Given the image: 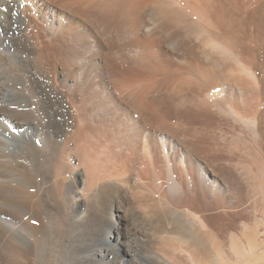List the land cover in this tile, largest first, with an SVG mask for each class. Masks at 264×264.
Returning <instances> with one entry per match:
<instances>
[{
  "label": "bare ground",
  "instance_id": "obj_1",
  "mask_svg": "<svg viewBox=\"0 0 264 264\" xmlns=\"http://www.w3.org/2000/svg\"><path fill=\"white\" fill-rule=\"evenodd\" d=\"M1 9L0 86L12 61L29 68L43 117L1 102L0 88V264H140L138 246L151 243L157 263L194 264L184 247L196 231L225 241L243 230L255 211L243 197L262 164L242 168L241 152L210 132L246 125L264 138L252 39L264 40V0H0ZM177 22L200 35L188 40ZM173 215L184 233L168 228ZM244 246L215 247L218 262L264 256Z\"/></svg>",
  "mask_w": 264,
  "mask_h": 264
},
{
  "label": "rangeland",
  "instance_id": "obj_2",
  "mask_svg": "<svg viewBox=\"0 0 264 264\" xmlns=\"http://www.w3.org/2000/svg\"><path fill=\"white\" fill-rule=\"evenodd\" d=\"M249 4L250 5L248 6V10H247L246 4L244 5V7H246L245 10L242 9L243 11L247 10L246 12L242 13V18H243L244 23H246L245 21H247V19H248L247 18L248 14L250 12L254 11L255 9H257L258 8L257 6L259 5L256 2H252ZM1 11L2 12L0 13V17L2 16V18H4L6 15V11H4V9L3 10L1 9ZM8 19H9V17H8ZM189 20H191V19H189ZM196 22H200V21L197 20ZM176 24H177L176 26L179 28V30L181 29L185 33L186 32L188 33V31H190L189 35H191V37H187L188 40H192V39H194L193 37L200 35L199 31L196 30L197 29L195 27L196 25L195 26L193 25L194 27L192 25L189 26L190 23H188V22L186 24L184 23L183 25H180V23L178 24V22ZM183 27L184 28L187 27V28H191V29L188 30L187 28L184 29ZM253 29H254V27H253ZM247 32H248V30H247ZM252 39L254 40V44H253L254 47L256 45L259 49L258 52L260 53V55L258 57L259 60L257 61V67L260 70V74L259 73L257 74L256 72H255V74L257 76H259V75L261 76V73H264V40H263V37L261 38L260 33H258L257 36L253 37ZM222 52H224V51L222 50ZM222 55H221L222 56L221 65L223 66V65L227 64L229 62V60H231V57L228 54L227 55L222 54ZM223 59H224V61H223ZM14 62L15 61H12L13 66L9 65L10 68H7L8 66L7 67L4 66V68L2 69V71H3L2 76L4 78H3V83L1 82L2 84H1L0 88L3 89L4 96H3L1 102H5L7 104L21 103L22 105L19 104L20 106L17 108V110L19 109L18 111H22L24 113L28 112L29 114L31 113L30 118H32V119L36 118L39 120L43 117V115L38 114V112H36V107H35L36 105L35 104L37 103L36 101H37V96H38L36 93H38V91L36 89L34 80H31L32 77L30 75L29 68H27V67L25 68L23 65H19L16 62H15L16 64L14 65ZM252 82H253V80H252ZM257 100H262V96L259 95L257 97ZM9 102H11V103H9ZM32 114H34V116ZM242 126H241V128H242L241 130H236V131L227 125L219 126L216 129L215 128L211 129L210 135L213 136V138H214L213 142L214 143L216 142L215 145L217 147L224 148V150L226 152H228L229 154L234 150H237L239 153L241 152L238 155H239L240 160L241 159L243 160V161L241 160L242 161V163H241L242 168H246L247 166H249L250 165L249 162H251V163L254 162L253 164L259 162L260 164H262V166L260 168H258V170L256 169L257 175L255 176L252 183L248 184L249 185L248 191L245 192V195L243 197L244 198L243 199V206L244 207H252L253 208L255 206L257 208L254 207V210H255L254 213H252V214L245 213L243 215V218H242L243 221L241 220V224L239 225V227H241V228L244 227L243 230L242 229L238 230L239 228H236L235 230H237V231L235 232L233 229H230V231L226 235V239H225L226 242L224 240H221L217 235H215V232L212 229H211L212 230L211 232H206L205 234L202 231H199V230L196 231V235L199 239L198 242L194 241V242L188 243L187 245H185V247L183 246L186 251H188V252L190 251V252L194 253V256H195L194 264H223V262H224V264H233L234 261L231 262L232 260H231V258L229 259V257L228 258L226 257L227 259L224 258L225 260L222 259L223 261L220 259L222 261V263H221V261H220V263L218 262L219 260H217L218 258L215 255V247H219V246L222 247L221 248L222 250L224 248V252L227 253V250H228V252H232L229 249L230 248L232 249L234 244H235L236 250L237 249L238 250L245 249L242 247V245L243 246L245 245L244 247H246L247 244L248 245L256 244V246H257L256 253L258 255H260L264 252V187H263L264 186V138L258 132H257L258 135H256V129L255 128L254 129L250 128V126L248 128V126H246V125H242ZM244 131H246V132H244ZM253 133H255V134H253ZM35 142L37 144H39L37 142V140ZM249 153L255 154V155H257V157L253 158L249 155ZM258 157H259V159H258ZM246 176H247V173L245 174L244 177L247 178ZM259 184L262 186H260ZM249 189L251 192L249 191ZM248 193H250V194H248ZM167 222H168L167 223L168 228H170L173 231L176 230L175 232H177V233L178 232L184 233L186 230L183 220L178 218L175 215L171 216V218L169 217ZM236 245H237V248H236ZM239 245L241 246V248ZM160 246L158 247L160 249H157L158 252L161 251V252H164L163 255H166V254L169 255V252L167 253L168 250L166 249V247H164V245H162V244ZM153 248H155V247H154V244H152V243L150 244V246H138L137 256H138V261H140V264H155V263L156 264H167V263L168 264H190L187 262L184 263V261L177 259V258L173 261L172 260H169V261L165 260L164 261V259H163L160 263H157L153 260L152 253L155 250ZM232 250L234 251V248ZM228 261H230V262H228ZM242 261L240 262V264H248L249 263L248 258L244 259L243 262ZM163 262H165V263H163ZM123 263L128 264V261H123L122 263H119V264H123Z\"/></svg>",
  "mask_w": 264,
  "mask_h": 264
},
{
  "label": "crops",
  "instance_id": "obj_3",
  "mask_svg": "<svg viewBox=\"0 0 264 264\" xmlns=\"http://www.w3.org/2000/svg\"><path fill=\"white\" fill-rule=\"evenodd\" d=\"M258 258H260V260L258 259V261L256 262V264L257 263H259V264H264V256H259ZM261 258H262V260H261Z\"/></svg>",
  "mask_w": 264,
  "mask_h": 264
}]
</instances>
